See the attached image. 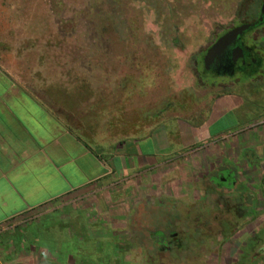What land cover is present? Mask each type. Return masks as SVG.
I'll list each match as a JSON object with an SVG mask.
<instances>
[{
  "label": "rangeland",
  "instance_id": "rangeland-1",
  "mask_svg": "<svg viewBox=\"0 0 264 264\" xmlns=\"http://www.w3.org/2000/svg\"><path fill=\"white\" fill-rule=\"evenodd\" d=\"M259 2L0 0V54L7 56L11 67L22 68L24 65V76L29 74L27 69L45 70L49 66L58 75L72 69L73 84L90 86L93 95L98 88L100 93L104 91L106 99L117 100L114 107L122 112L118 118L123 120L133 115L135 129L143 118L137 108H157V105L182 95L183 98H194L197 101L191 107L195 110L190 111L192 116L185 117L197 127L209 115L217 93L236 97L237 104L225 114L222 123L213 124L210 132L215 134L224 128H230V132L238 131L264 114V84L256 85L255 90L258 87L261 90H253L251 98L246 90L236 86L219 89L214 94V90L229 81L238 78L242 82V79L239 74L233 77L210 73L202 63L206 47L232 26L253 19ZM208 92H211V100L199 101L201 95ZM178 105L187 104L172 102L170 108L162 110L163 124L169 130L182 114L181 108L176 109ZM167 108L169 113H166ZM222 124L224 128H221ZM229 131L225 132L228 134ZM237 154L236 157L234 152L232 159L246 167L244 157ZM226 163L228 167L221 173L230 179L227 171L235 172L236 168L234 162ZM193 164L189 154L170 164L167 172L154 173L146 180L136 181L133 194L127 198L122 196L115 201L116 198L111 199L107 194L98 197L94 222L90 224L104 225L101 236L113 237L120 247V254L130 264H143L150 250L149 231L164 230L159 222L166 220L171 222L170 231L178 233L177 242L181 245H175L171 251H157L153 264H255L248 260L249 246L245 243L257 230L264 229L262 195L258 193L260 202L256 205L260 217L242 221L241 214L234 209L238 197L229 201L233 210H227L225 188L217 193L206 191L207 184L203 180L209 165L198 169ZM245 169L240 180L243 184L253 185L255 192H259L253 182L255 178H246L249 172ZM239 189V186L235 187L232 192ZM93 200L87 199L84 203L89 208ZM56 209L47 205L4 227L30 225L33 227L30 231L40 235L41 242L46 244L48 237L54 238L56 234L52 229L47 230L49 215L46 218L40 214H49ZM57 211L52 214L56 216L54 218L66 222L65 216L69 212L66 207L60 206ZM226 222L230 224L228 227ZM68 223L71 226L72 221ZM13 239L17 242L19 237ZM259 246L264 247V236ZM256 264H264V255Z\"/></svg>",
  "mask_w": 264,
  "mask_h": 264
},
{
  "label": "crops",
  "instance_id": "crops-1",
  "mask_svg": "<svg viewBox=\"0 0 264 264\" xmlns=\"http://www.w3.org/2000/svg\"><path fill=\"white\" fill-rule=\"evenodd\" d=\"M19 67H11L7 56L0 54V264H77L71 255L63 261L56 259V235L54 239L50 235L45 244L40 235L30 231V225L4 227L47 205L54 209L64 205L69 211L66 222L54 218L57 209L40 215H49L47 230L55 234L65 225L70 244L64 251L72 252L73 246L77 247L73 243L76 235L82 241L89 230L104 234V225L90 224L98 197L127 198L133 194L136 181L167 172L179 158L191 154L193 165L205 169L209 164L227 166L234 152H251L264 164V114L238 131L230 132L222 124L224 129L210 132L238 102V98L219 91L241 87L251 98L253 90H261L255 89L264 84V75L258 82L228 83L212 91L219 93L209 115L197 127L185 117L195 110L197 100L182 95L161 102L157 108H137L143 118L135 129L133 115L118 118L122 112L114 107L117 100L106 99L98 88L93 95L90 86L73 84L72 69L59 75L49 66L45 70L27 69L29 74L24 76V65ZM210 93L202 94L199 101H210ZM172 102L187 105L176 107L182 114L169 130L163 124L162 110L170 108ZM260 179L264 187V173ZM91 198L92 207L88 208L84 202ZM15 236L19 237L17 242Z\"/></svg>",
  "mask_w": 264,
  "mask_h": 264
},
{
  "label": "flooded vegetation",
  "instance_id": "flooded-vegetation-1",
  "mask_svg": "<svg viewBox=\"0 0 264 264\" xmlns=\"http://www.w3.org/2000/svg\"><path fill=\"white\" fill-rule=\"evenodd\" d=\"M263 6L264 0H260L259 6L254 12L253 19L242 21L239 22V24L232 26L231 28L220 34L209 46L206 47L204 54H206L207 50L224 33L242 24H255L253 27L245 30L242 35L238 36L231 45H229L218 57H216L209 64L208 69H206L208 72L219 76L224 75L233 77L239 74L242 82H240L237 78L235 80L229 81V83L231 84L258 82V80L264 75V10L263 13L261 12ZM260 18L262 19L260 20ZM202 64H204V62ZM241 156L244 157L245 162L248 161V164H246V168L247 173L249 172L248 174L250 176L247 175L246 178H255L253 182H256L255 184L257 185L256 187L259 192H255V190L253 189V185L250 186L249 184L242 183V181L240 180V174L246 172V169L243 165L235 162L232 158L229 157L228 159L234 162V166L236 168L235 172L231 170L227 171V175L230 179L224 177L221 173V170L228 166H215L209 164V167L204 176L205 181L203 180V182L207 184V193L213 191L217 193L224 188L227 190L228 196L225 197V201L227 202H225L224 205L229 211L233 210L230 209L231 205L229 201H232L234 197H238V202L234 208L235 212L241 214L242 221L245 220L248 222L260 217L256 206L260 202L258 193L262 195L261 200L264 207V187L263 180L260 179L264 173V164L263 159L254 156L251 152H241ZM253 162L256 163L255 166ZM211 175H213L214 180L211 179ZM252 175L254 177H252ZM215 179H217V181H215ZM238 186L240 189L236 193H233L232 190ZM225 225L227 226L230 224L226 222ZM263 236L264 229L262 228V230H257L256 234H253V237L245 243V245L249 246L248 260L254 262L255 264L259 262V258L264 255V247L259 246V243L262 240ZM177 241L178 233L171 232L167 237L164 238L162 244L159 245V248L161 251H171L175 245H181V243Z\"/></svg>",
  "mask_w": 264,
  "mask_h": 264
},
{
  "label": "trees",
  "instance_id": "trees-1",
  "mask_svg": "<svg viewBox=\"0 0 264 264\" xmlns=\"http://www.w3.org/2000/svg\"><path fill=\"white\" fill-rule=\"evenodd\" d=\"M159 221L157 220V222ZM160 223L164 226V230L155 229L149 231L147 235L149 237L150 250L143 264H153L155 253L160 250L159 245L162 244L168 233L172 232L170 231L171 222L166 220L160 221ZM64 227L65 225L62 224V230H58L56 234L57 260L63 261L71 255L77 264H130L120 254L118 250L120 247L116 245L113 237H102L101 232L93 230H89L88 235L82 237V241L79 239L80 236L76 235L73 238V243L77 247L73 246L72 252H65L64 249L69 246L67 244H70V241L66 236Z\"/></svg>",
  "mask_w": 264,
  "mask_h": 264
},
{
  "label": "water",
  "instance_id": "water-1",
  "mask_svg": "<svg viewBox=\"0 0 264 264\" xmlns=\"http://www.w3.org/2000/svg\"><path fill=\"white\" fill-rule=\"evenodd\" d=\"M264 6L262 7V13ZM262 18H260L261 20ZM255 24H242L238 27L233 28L232 30L224 33L220 36L216 42L207 50L204 56V65L205 69H208L209 64L218 57L229 45H231L238 36L242 35L243 32L250 27H253Z\"/></svg>",
  "mask_w": 264,
  "mask_h": 264
}]
</instances>
